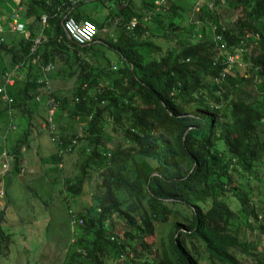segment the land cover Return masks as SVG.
<instances>
[{"label": "trees", "instance_id": "trees-1", "mask_svg": "<svg viewBox=\"0 0 264 264\" xmlns=\"http://www.w3.org/2000/svg\"><path fill=\"white\" fill-rule=\"evenodd\" d=\"M118 1L121 9L93 20L75 12V1L0 0V75L14 78L0 116L26 118L25 127L40 132L32 119L47 114L50 95L60 148L78 136L66 153L77 149L80 172L63 178L62 191L88 194L91 204L75 213L82 223L60 264H203L197 242L209 264H264L249 237L264 234V0H214L211 9L202 1L198 11L199 0H167L162 11L155 0ZM13 6L25 32L8 30ZM65 15L91 20L95 42L71 43ZM133 18L139 23L128 29ZM40 34L45 41L31 54ZM237 48L240 64L225 73ZM49 63L69 65L68 96L47 94L38 82ZM28 143L26 130L7 152L18 174ZM64 154L50 161L61 164ZM3 216L0 254L10 241ZM159 225L169 230L157 241Z\"/></svg>", "mask_w": 264, "mask_h": 264}, {"label": "rangeland", "instance_id": "rangeland-1", "mask_svg": "<svg viewBox=\"0 0 264 264\" xmlns=\"http://www.w3.org/2000/svg\"><path fill=\"white\" fill-rule=\"evenodd\" d=\"M194 1L188 0L189 3ZM95 4L92 3L87 8L90 12H96L94 18L99 20L98 17L104 16L106 11L104 5L95 6ZM108 13H110L109 10ZM195 17L193 13L189 18L190 21ZM149 20H144V23L148 24ZM113 28L110 27L111 37H114ZM154 42L161 46L165 44L162 38H155ZM106 53L113 65L119 64L120 61L115 52L106 50ZM46 116L47 114L44 113L43 118H37L36 122L45 121ZM63 121L64 124L68 122V127H70L71 124L68 119L64 118ZM25 123L26 118L18 116L10 118L7 114H3L0 116V130L3 128L4 131H1L0 134L7 133L9 136L16 134L18 139L20 138L19 135L23 134ZM13 125L16 127L15 131L11 130ZM37 141L44 144L43 149H40L37 155L40 168L38 165L33 166L38 167L39 171H32L29 167L27 172L21 175L12 167L4 180L7 187V199L4 201L5 218L3 225L11 239L7 244L6 253L0 254V260H2L0 264H20V262L21 264H60L67 248L75 240V232L77 231V225L72 224L70 210L77 213L80 209L91 204V198L88 194L73 198L62 191L64 189L63 178L74 176L80 172L79 166L82 157L78 155L77 149L71 154H64L63 166H59V163L50 161L51 156L56 153L58 145L51 140L47 133L43 134ZM29 142L31 147L26 155L25 153L23 155L35 159L32 150L35 149L36 142L33 137L29 139ZM258 184L260 198L264 201L263 182ZM254 202H257V207L263 204L260 199H255ZM168 230L169 227L159 225L155 240L158 241L163 235L162 232ZM249 237L254 241L258 250L264 254V234L257 235L253 232L249 233ZM195 244L204 259L203 264H209L201 244L198 242ZM254 263L255 261L246 259V264Z\"/></svg>", "mask_w": 264, "mask_h": 264}, {"label": "built area", "instance_id": "built-area-1", "mask_svg": "<svg viewBox=\"0 0 264 264\" xmlns=\"http://www.w3.org/2000/svg\"><path fill=\"white\" fill-rule=\"evenodd\" d=\"M69 1H74V0H69ZM166 1L167 0H155V2H154L155 10L161 11L162 6L165 5ZM204 3L207 6V9H211L214 6V0H204ZM201 5H202V1L199 0L196 3L195 10L198 11ZM149 19H150V16H146L143 18V21L144 20L146 21ZM41 22L43 25V29H42V31H43L48 26L46 15L42 16ZM138 23H139V19L133 18L129 22L127 27H128V29L134 28ZM62 25H63V29H64L66 35L68 36V38L73 43H75L76 45H79V46L90 45L94 41V37L97 33V28H96L95 24L91 20H88V19L77 20L73 16L65 15L63 18V24ZM7 27H8V30H11V31L25 32V25L19 20V14L17 13V11H14L12 13V15L9 19V22L7 24ZM2 30L3 29L0 28V31H2ZM212 30H213L214 40L215 41L220 40L221 34L216 32V26H212ZM44 41H45V39H43L42 34L38 35L30 47L31 54L37 53L39 46ZM241 53H242V49L237 48L228 55V58H227L228 66L224 70L225 73L230 72L232 66L235 63L240 64L239 61H240ZM53 69H54V66L50 63L46 64L45 66H42V76L38 80L39 83H43L47 94H50V92H51L50 83H49V79L47 77V73L52 71ZM225 73L222 76H224ZM13 84H14V78H13L12 72H5V73L0 75V96L5 102H8V103L12 102V98L8 95L7 90ZM36 99H37V101H39L40 97H36ZM46 104H47L48 112H47V116H46V120H45L44 125H45L46 130L52 136L53 141L56 142L57 145H59L57 153L59 155H63L64 153L72 150V145H75L77 143L78 136L75 137V139H73L72 145L67 146L65 148H60L61 141L59 140V134L57 133L56 123L54 120V116H55V113L57 111V103L49 95V97L46 101ZM11 129L15 130L16 127L13 125L11 127ZM21 150L24 151V147H21ZM0 158H1V160H0L1 173L5 174L10 169V162L8 160V153L6 150H4L2 152ZM4 195H5L4 190L0 189V198H3ZM70 215H71V220H72L73 225H77V224L82 223V220L78 219L76 217V214L71 210H70Z\"/></svg>", "mask_w": 264, "mask_h": 264}, {"label": "crops", "instance_id": "crops-1", "mask_svg": "<svg viewBox=\"0 0 264 264\" xmlns=\"http://www.w3.org/2000/svg\"><path fill=\"white\" fill-rule=\"evenodd\" d=\"M74 1H75V5H76V6L75 5L74 6L76 8H73V9H75V12L76 13L77 12L81 13L84 16H89L93 20H96L94 18V14L96 12H90L89 9L87 8V6L91 5L92 3H96L95 6L96 5H104V7H105V11L106 12H105V14H103L104 16L98 17L99 19H103L104 17H106L108 15V10H109V12H112L115 8H118V9L122 8V6L119 5V1L118 0H74ZM176 1H178V3L182 4L183 0H176ZM13 10L16 11L14 6H13ZM96 16H97V14H96ZM105 31H107L108 34L110 35V32H111L110 28L105 30ZM67 38H68V36H67ZM70 42L72 43L71 40H70ZM64 48L69 50V54L72 53V49H71L72 46L70 44H66L65 43L64 44ZM69 71H70L69 65L63 64V63H59L57 65H54V69L47 73V77L49 79L51 91L54 93V96L57 97V98H64L65 96H68L69 92L75 86L74 77L73 76L72 77L69 76V74H68ZM52 98L54 99V97H52ZM40 102H41V100H40ZM56 103H57V101H56ZM45 115H46V113H45ZM36 121H37V119H32V122L35 123L38 126V129L40 130V132H37V129L33 128V127H27V126L25 127V125L23 127V134L27 130L28 140L33 137V139L36 142L43 134L47 133L48 136H50L51 140L53 141L52 136L50 135V133L45 128V125H44L45 121H42V120L39 121V122H36ZM66 127H68V125ZM13 135H15V136H13ZM13 135L9 136L7 133L3 134V135L0 134V157H1V154H2V152L4 150H6L7 152H9V151L11 152L12 151V147H13V145L15 144V142L17 140L16 134H13ZM22 135H19V136L21 137ZM43 145L44 144L41 141L40 142H38V141L36 142L35 149L32 150L33 154H35V157H36L35 159H30L29 157L23 155L24 153L26 155V152L29 151V149L31 147V143L29 142L28 145H25V146L23 145L22 146V147H24V151L21 150V156H20V162H19V164L21 166V171H20L21 175L26 173L27 169L29 167H31L32 171H36V168L35 167L33 168V166H37V165L39 166V162H38L39 158L37 157V155L39 153V150L43 149ZM57 150H58V146L56 148V152H57ZM0 160H1V158H0ZM8 160L10 162V169H11L12 158H11V156L9 154H8ZM59 166H63V164L61 163ZM39 168H40V166H39ZM10 169H9V171H10ZM8 174H9L8 172L5 173V174L1 173V169H0V189H3L4 192H5L4 197L0 198V210H2V211H3V208H4V201L7 199V187H6V184H5L6 182H4V180L6 179ZM4 218H5V212H4V216H3L2 220H1V228L5 231L4 225H3ZM5 233H7V232L5 231ZM10 239H11V236H10ZM1 261L2 260H0V262ZM20 264H21V262H20Z\"/></svg>", "mask_w": 264, "mask_h": 264}, {"label": "water", "instance_id": "water-1", "mask_svg": "<svg viewBox=\"0 0 264 264\" xmlns=\"http://www.w3.org/2000/svg\"><path fill=\"white\" fill-rule=\"evenodd\" d=\"M62 24H63V21H62ZM34 168V167H33ZM36 168V171H39V168L38 167H35Z\"/></svg>", "mask_w": 264, "mask_h": 264}, {"label": "flooded vegetation", "instance_id": "flooded-vegetation-1", "mask_svg": "<svg viewBox=\"0 0 264 264\" xmlns=\"http://www.w3.org/2000/svg\"><path fill=\"white\" fill-rule=\"evenodd\" d=\"M95 42V41H94Z\"/></svg>", "mask_w": 264, "mask_h": 264}]
</instances>
